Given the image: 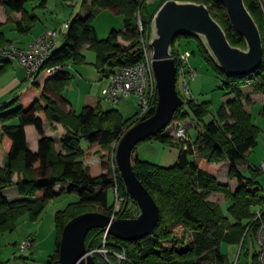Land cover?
Listing matches in <instances>:
<instances>
[{
  "label": "trees",
  "instance_id": "trees-1",
  "mask_svg": "<svg viewBox=\"0 0 264 264\" xmlns=\"http://www.w3.org/2000/svg\"><path fill=\"white\" fill-rule=\"evenodd\" d=\"M27 1L0 0V7L7 15L0 28L13 23L18 34L30 32L36 17L29 15L25 7ZM83 1L88 5L86 12L77 13L66 22L67 26L61 29L57 44L36 79L30 83L27 81L26 88L12 101L0 105V151L6 155L5 164L0 166V231H12L24 215L36 221L51 200L62 193L56 191L58 184L68 183L66 192L77 196L76 201L55 213L56 244L52 264H60L61 235L70 219L89 211L113 214L115 198L111 202L109 197L111 189L114 195L115 178L119 193L131 197L117 166V147L112 145L136 123L135 116L125 119L116 109L102 110L92 105H85L77 112L63 94L64 87L73 77L66 63L69 60L83 62L82 49L89 45L96 52V68L102 73V79L118 66L136 64L142 57L140 38L150 36L152 18L158 10L151 12L147 0ZM190 1L205 3L225 29L230 42L246 47L245 40L232 27L219 0ZM245 3L259 25L264 46V4L262 0H245ZM103 9L124 16V27L113 28L106 38L99 37L93 24L96 13ZM62 37L65 41L59 45ZM180 37L196 39L209 68L222 80L220 89L234 97L220 107L218 119L205 121L203 117L208 113L205 104L197 103L192 97L186 99L179 91L185 103L177 109L172 122H182L190 116L184 109L187 104L197 116V137L175 142L174 128L168 126L148 138L178 146L180 150L175 164L164 166L142 159L135 147L133 168L157 202L160 219L152 235L133 241L119 239L104 228L90 230L86 236L87 249L106 248L110 259H116L115 253L125 252L135 264H229L221 250L222 244L239 247L242 243L241 254L247 250L249 234L253 232L250 224L255 207L264 200L259 179L245 175L239 167L258 144L259 128L246 104L251 102V93L264 94V55L261 66L254 73L231 77L218 67L203 42L192 35H178L174 40L172 52L177 65L180 55L174 43ZM8 43L14 41L0 30V47ZM6 66L0 67V73ZM51 68L53 71L49 73ZM248 81L252 82L250 91L245 89ZM46 123L63 126L65 132L60 137L59 146L55 138L47 135ZM27 125H32L39 136L37 149L30 146ZM83 140L88 147H83ZM94 147L102 156L100 165L104 168V172L98 175L85 165V158ZM225 160L230 162L229 178L236 181L233 188L217 177L216 164ZM257 172L262 171L258 169ZM16 174L18 179L15 180ZM11 185L17 186L22 198L10 201L3 195L2 190ZM214 193L224 194L230 200L228 215L221 210L219 203L208 199ZM124 207L115 214L116 217L130 218L140 214L135 200L132 209L136 215ZM94 257L98 264H110L100 252L95 251Z\"/></svg>",
  "mask_w": 264,
  "mask_h": 264
},
{
  "label": "water",
  "instance_id": "water-1",
  "mask_svg": "<svg viewBox=\"0 0 264 264\" xmlns=\"http://www.w3.org/2000/svg\"><path fill=\"white\" fill-rule=\"evenodd\" d=\"M228 19L245 40L246 47L233 45L223 26L213 17L203 2L166 0L151 22L149 45L153 50V66L157 80L158 102L152 115L126 130L116 148V162L127 192L137 202V217L119 218L89 211L70 219L63 228L60 264H98L86 247V236L95 228H104L113 236L133 241L152 235L160 219V209L152 194L138 178L132 162L135 147L167 128L177 109L185 101L177 88L178 65L172 45L178 35L199 38L218 67L231 77H245L262 64L264 46L258 23L245 0H219ZM264 4V0H262Z\"/></svg>",
  "mask_w": 264,
  "mask_h": 264
},
{
  "label": "rangeland",
  "instance_id": "rangeland-1",
  "mask_svg": "<svg viewBox=\"0 0 264 264\" xmlns=\"http://www.w3.org/2000/svg\"><path fill=\"white\" fill-rule=\"evenodd\" d=\"M147 1L149 3L150 11L155 12L164 0ZM25 7L31 17H36L32 30L25 34L27 38H30L35 32L43 28L47 30H61L64 27L65 23L72 18V16L77 13L83 12L88 7V5H86L83 0H46L45 3H42V0H28ZM93 24L98 32L99 37L106 38L113 28L122 29L124 27V16L114 14L109 10H99L93 19ZM66 31L67 29H65L64 33H66ZM64 41L65 37H62L59 40V45ZM174 47L177 54H179L180 56L183 55L185 51H189V63L193 68L196 69L195 78L188 80L189 88L191 90L190 94H186L184 91H182V84H180V82H177V88L181 91L186 99H190V97H192L193 100L197 103L205 104V106L208 108V113L203 117L205 121H209L213 118L218 119V111L220 107L228 100L232 99L234 95L220 89L222 80L219 75H217L212 71L211 68H209V65L203 58L198 48L196 39L190 37H180L175 41ZM82 54L85 57V60L83 62L76 63L73 60H69L66 63L67 70L73 77L64 87L63 94L67 96V98L71 101V103L73 104V108L77 112H80L85 105H92L102 110L112 108L116 109L125 119L135 116L137 113L136 97L131 96L129 98L123 99L118 105H113L105 100L102 95V88L105 85V81H102V73L99 72L96 68V52L89 45H86L82 49ZM245 89L246 91H250L252 89L251 81H248L246 83ZM254 96L255 100L253 104L249 106V109L252 113L254 123L259 128L258 144L253 150L248 153L247 158L240 163L239 167L245 175L257 177L264 190V172H257L260 163L264 161V94L254 93ZM16 106H18V104ZM184 109L190 113V116L186 120L182 121V124L187 128L188 137L190 136L194 138L198 133L195 127V124L198 123L197 116L189 108V106H187V104L185 105ZM14 122L16 124L17 120H15ZM46 125L48 127V131L55 135L58 144L60 140L59 138L61 136L60 130L63 129L64 131L63 126L58 123L57 127L60 130H56L57 127L55 128L53 123H46ZM174 125L175 124L172 122L168 128H171ZM117 143L118 142H115L112 147H117ZM161 144L163 143L156 139H148L138 144L136 151L145 160L154 163L161 162L166 152V146H161ZM82 145L83 147L89 146V144L84 140L82 142ZM97 149V147H94L91 150V153L86 156L85 165L90 166L94 173L98 175L104 172V168H102L100 165L102 156L97 152ZM113 165L112 169L114 170ZM216 168L219 181L230 185V183L232 182L228 176L230 168L229 160H225L219 165L217 164ZM109 198L111 202L114 201L112 189L110 190ZM208 199L219 203L221 206V210L226 215H228L227 209L230 205V200L227 199L224 194L214 193L209 196ZM45 218L46 223L44 227L46 228V230L41 232V237H43V235L47 236L50 242L46 241V243L43 244V248L45 250H51L55 245V235H48L49 230L52 231V228L54 227V215L52 213V210H50V212H46ZM50 225L52 226L49 228ZM31 227L32 224L29 221L27 223H21L15 231L6 232L4 234L0 232V241L3 242L4 240V242H6L5 244L2 243V245H0L2 247L1 251L3 255L0 264L2 262H4L5 264L7 263L5 258L12 256V248H19L17 251L21 252L19 245L21 241L19 242V240L25 235L26 232H28ZM16 240H18L19 242L18 245L13 243ZM5 245L7 248H5ZM246 246V248H248L249 244H247ZM221 250L229 264H234L235 261H237V264H246L248 261V258L245 255V250V252L241 254V257L239 259L237 258L239 247H237L236 245L223 243L221 246ZM29 251L31 250L29 249L21 253L28 254L30 253ZM18 259H22L20 255L18 256ZM31 263L33 264V262Z\"/></svg>",
  "mask_w": 264,
  "mask_h": 264
},
{
  "label": "built area",
  "instance_id": "built-area-1",
  "mask_svg": "<svg viewBox=\"0 0 264 264\" xmlns=\"http://www.w3.org/2000/svg\"><path fill=\"white\" fill-rule=\"evenodd\" d=\"M138 24L140 30H142L140 17ZM66 26L67 24L65 23L64 27ZM62 31L48 30L32 40L24 48L19 47L15 43L2 45L0 47V56L5 59L17 60L26 71L27 81L30 83L36 79L46 60L51 55L57 44L58 36ZM149 38L150 36L148 35H142L140 38L142 57L139 62L121 65L111 70L105 77V85L102 88L103 98L113 105H118L123 99L135 96L137 99V113L134 117L136 122L149 117L151 112L155 111L158 102L157 80L153 66V50L149 45ZM189 57L190 52L185 51L178 59V82L182 84V91L186 94H190L191 92L188 80L194 79L196 75V69L190 65ZM52 71L53 68L48 70L49 73ZM173 123L175 124L172 126L174 128L173 136L175 142L178 140H188L186 126L178 121H174ZM258 169L264 172V161L260 163ZM115 181L116 183L113 186L115 207L112 216L116 217L115 214L124 206V208H127V211L136 215V212L132 209L134 198L132 196L121 195L116 178ZM251 225H253V232L251 235L249 234V241L247 243L249 246L246 250L248 258L246 264H264V200L255 207ZM36 241L35 235H29L19 244L20 249H31ZM241 250L242 243L239 246L238 259L241 255ZM95 251L102 253L110 264H135L128 259L125 252L115 253L116 259H110L108 249H96L91 252L94 254ZM234 264H237V261Z\"/></svg>",
  "mask_w": 264,
  "mask_h": 264
},
{
  "label": "crops",
  "instance_id": "crops-1",
  "mask_svg": "<svg viewBox=\"0 0 264 264\" xmlns=\"http://www.w3.org/2000/svg\"><path fill=\"white\" fill-rule=\"evenodd\" d=\"M86 10L87 9H85L81 13H85ZM15 17L18 18L17 16H15ZM6 20H7V15L5 13V10L2 7H0V23H5ZM0 30H2L5 33V35L8 38L12 39L14 41V43L17 44L18 46L27 47L28 44L32 40H34L35 38L40 36L47 29L43 28V29L35 32L30 38H27L25 35L18 34L17 31L15 30V25L13 23H8V24L3 25V27H1ZM5 65H7V66L0 73V105H2L5 102L12 101L18 94H20L26 88L27 83H28L27 78H26V72L17 60L8 59V60L3 61V59H1V57H0V67L5 66ZM103 80L104 79H102V81ZM250 97H251V102L249 104H246V109L248 111H250L249 106L251 104H253V102L255 100L254 93H251ZM72 107H73V104H72ZM179 123L182 124V122H179ZM53 124H54V127L56 128L58 123H53ZM195 127L197 129L196 124H195ZM45 130H46L47 135L52 136L53 138L56 139L55 135L48 131L47 125L45 126ZM56 130H60V129L57 127ZM26 132H27V138H28V141L30 143L31 148L37 149L39 136L36 133L35 128L32 125H27L26 126ZM64 132L65 131H63V129L60 130L61 136L63 135ZM0 137H1V129H0ZM196 137L197 136H195L194 138L190 137V139L195 140ZM164 145L166 146V152H165L161 162H156V163H160L164 166H171V165L175 164L180 149L178 146L173 144V142L171 144H169V143L161 144V146H164ZM138 155L140 156L139 153H138ZM5 161H6V155L3 151H0V166H3L5 164ZM14 179L15 180L18 179V174L15 175ZM231 182L232 183H230V186L232 188L235 187L236 181L234 179H231ZM67 186H68V183L57 185V187H56L57 193H60L61 191H62V193L51 200V202L47 205V207L44 210L45 213L43 212L41 214V216L36 221H31L27 215H24L18 219L16 226L12 231H15L18 228V226L23 222L27 223L30 221V223L32 224V227L28 230V232L25 233V235L23 237H21L19 242L22 241L27 235H30V234L35 235L37 238V241L34 243V246L30 249L31 251H29L30 253H28V254L27 253H25V254L21 253V252H24L26 250L20 249L21 252H18L17 250L19 248L18 249L15 247L12 248V256L5 258V260L7 262L6 264H32L31 262H33V264H52L50 261L52 260V255L55 253V245L53 246L54 247L53 249L45 250L43 248V244H45L46 241L47 242H50V241H49V238L47 236L43 235V237H41V232L46 230V228L44 227V225L46 223L45 222L46 212H50V210H52V213L55 217V213L57 210L63 209L67 206L68 203H70L74 200L75 201L77 200L76 195L66 192ZM2 192H3V195L10 201L23 197L19 193L16 185L8 186V187L4 188L2 190ZM70 199H73V200H70ZM49 215H50V213H49ZM53 223H54V225H53L54 227L52 228L53 230L52 231L49 230L48 235L54 234L55 240H56L55 218L53 219ZM51 226L52 225H50L49 228ZM12 231L7 230V231H0V232L4 234L6 232H12ZM0 239H1V237H0ZM19 242H18V240H16L13 243L18 245ZM2 243L5 244L6 242H4V240H3V242L0 241V245H2ZM55 244H56V241H55ZM5 248H7L6 245H5ZM1 249H2V247L0 246V261H2L1 259L3 256ZM19 255L22 258L21 260L18 259ZM1 264H5V263L2 262Z\"/></svg>",
  "mask_w": 264,
  "mask_h": 264
}]
</instances>
